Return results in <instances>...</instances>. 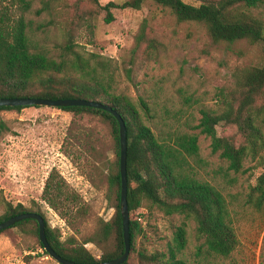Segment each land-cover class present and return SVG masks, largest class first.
<instances>
[{
	"label": "rangeland",
	"instance_id": "obj_1",
	"mask_svg": "<svg viewBox=\"0 0 264 264\" xmlns=\"http://www.w3.org/2000/svg\"><path fill=\"white\" fill-rule=\"evenodd\" d=\"M125 1L98 0V5ZM9 6L10 0H0V9ZM99 6L92 0H34L26 14L32 21L31 40L57 61L71 48L91 65L107 64L111 91L128 96L136 105L140 100L146 103L149 114L141 109L140 114L160 141L171 142L177 134L196 135L198 157L190 162L197 176L229 201L239 240L231 257L207 256L199 250L202 240L193 221L146 207L130 213V219L142 227L136 250L167 253L176 229L184 226L186 246L181 257L191 264H264V208L255 210L245 204L247 186L259 167L242 174L228 172L227 163L211 153L210 140L195 128L201 112L218 109L222 96L232 90L236 68L264 64L262 46L212 42L201 24L179 22L151 1L140 10L110 9V23ZM39 9L43 11L36 15ZM142 24L145 39L135 49ZM0 122L6 128L0 133V201L25 207L36 202L62 242L73 237L81 244L93 238L99 222L111 220L116 212V189L108 183L117 159L109 122L92 113L74 115L47 107L2 111ZM216 133L241 142L233 126H218ZM252 166L254 162L244 163V169ZM53 169L78 196L85 215L75 213L76 206L53 210L42 200L45 180ZM85 248L100 257L97 245L87 243ZM43 251L29 227L0 233V264H58ZM135 257L131 255L132 260Z\"/></svg>",
	"mask_w": 264,
	"mask_h": 264
},
{
	"label": "trees",
	"instance_id": "obj_2",
	"mask_svg": "<svg viewBox=\"0 0 264 264\" xmlns=\"http://www.w3.org/2000/svg\"><path fill=\"white\" fill-rule=\"evenodd\" d=\"M34 0H10V8L0 9V98L85 99L110 106L123 119L126 127L127 151V204L129 211L130 252L123 264H191L181 257L186 246L185 228L176 229L167 253L148 254L136 250V241L142 232L141 224L130 219V213L140 208H155L164 216H182L193 221L195 233L202 240L199 246L207 256L229 258L239 240L230 203L214 185L200 179L190 160L198 157V138L193 134H177L171 142L160 141L144 123L140 109L149 114L143 100L136 105L128 96L111 91V73L105 63L91 65L71 48L57 61L31 40L32 21L26 17ZM146 1L167 9L179 22L201 24L215 43L249 42L260 44L264 53V0H127L121 5L109 2L98 5L107 12L106 23L113 20L110 9L140 10ZM45 6V5H44ZM264 10V9H263ZM43 9L36 10L40 15ZM142 24L135 37V49L145 39ZM153 48L152 42H149ZM104 69V70H103ZM98 70L100 75L97 78ZM78 74L72 77L71 74ZM233 88L220 99L216 110L202 111L195 127L199 134L210 140L212 154L227 163V171L246 173L260 169L252 184H248L245 204L255 210L264 208V64L241 66L232 74ZM220 97V95H219ZM22 107H0L2 111H20ZM59 110L74 115L92 113L107 120L111 126L117 159L115 171L108 174L110 188L116 189V212L111 220L100 221L93 238L76 243L73 237L60 240V233L50 228L38 209L21 203L13 205L1 200L3 213L0 223L19 214L34 212L45 221L49 246L57 255L79 264H95L113 260L124 251L122 220L119 212V129L115 118L108 112L86 107H68ZM233 126L241 142L230 136H217L216 127ZM6 128L0 122V133ZM246 161L254 166L244 169ZM42 200L53 210L79 207L78 196L69 189L56 170L45 180ZM66 209V211H67ZM29 231L38 239L34 220H23L10 228ZM9 229V228H8ZM6 230V229H5ZM3 230V231H5ZM2 231V232H3ZM1 233V232H0ZM93 243L102 251L94 257L85 244ZM45 256H48L44 251ZM136 254L132 260L131 255Z\"/></svg>",
	"mask_w": 264,
	"mask_h": 264
},
{
	"label": "water",
	"instance_id": "obj_3",
	"mask_svg": "<svg viewBox=\"0 0 264 264\" xmlns=\"http://www.w3.org/2000/svg\"><path fill=\"white\" fill-rule=\"evenodd\" d=\"M0 107H47V108H68V107H86L97 110H102L111 114L119 129V175H120V191H119V212L122 220V235L124 251L121 256L116 259L106 262H98L95 264H123L130 252V233H129V211L127 204V174H126V151H127V137L126 127L121 116L110 106L104 105L100 102L85 100V99H42V98H0ZM23 220H34L38 226V239L43 247L44 252L58 264H79L61 258L49 246L45 234V221L37 213L27 212L16 215L0 223V232L14 226L16 223Z\"/></svg>",
	"mask_w": 264,
	"mask_h": 264
}]
</instances>
